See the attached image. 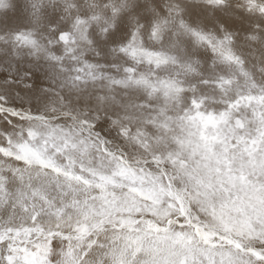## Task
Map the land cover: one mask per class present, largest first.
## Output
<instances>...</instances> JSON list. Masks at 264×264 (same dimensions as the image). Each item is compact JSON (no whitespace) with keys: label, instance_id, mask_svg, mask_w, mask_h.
Wrapping results in <instances>:
<instances>
[{"label":"snow or ice","instance_id":"6c2138e0","mask_svg":"<svg viewBox=\"0 0 264 264\" xmlns=\"http://www.w3.org/2000/svg\"><path fill=\"white\" fill-rule=\"evenodd\" d=\"M0 264H264V0H0Z\"/></svg>","mask_w":264,"mask_h":264}]
</instances>
